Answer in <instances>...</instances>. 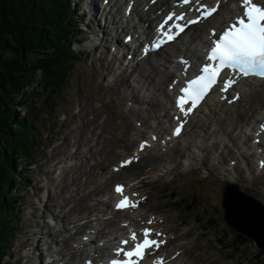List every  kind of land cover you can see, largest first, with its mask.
<instances>
[{
  "label": "rangeland",
  "instance_id": "1",
  "mask_svg": "<svg viewBox=\"0 0 264 264\" xmlns=\"http://www.w3.org/2000/svg\"><path fill=\"white\" fill-rule=\"evenodd\" d=\"M97 2L100 5L102 4V0H97ZM72 6L76 9L78 27L82 30L80 38L84 41L74 45L78 60L58 94L50 95L49 90H44L43 85L39 84L38 76L35 78L33 85L29 87L28 102L34 103L41 112L38 116L36 128L49 136L43 141L41 147L38 146L32 151L29 160L26 158L18 159V163L22 167L21 169L18 166V171L22 173L23 177L16 179L15 183H19L20 189L17 190V193L19 196H23V199L18 213L20 217L19 234L16 239L9 243L11 245H8L7 258L4 262L7 264H39L40 261L37 260L36 255L41 252L46 254L48 244L52 245V249H63L60 258L66 254V250L70 245L69 241L73 239L74 242V237L78 233L77 227L72 228L74 223L69 226L70 220L66 221L69 229L66 232L63 226L65 221L63 218L57 220L55 214L63 216L65 212H69L68 210L75 203L72 200L73 196L79 192L77 188L79 186L84 188L90 184L87 193H94L93 200L88 201L89 205L94 206L86 213L81 214H85V216H82V223L88 220L93 208L100 209V207H103V211L106 207L109 209V206L99 204V194L102 191L97 189L99 192H94L95 188L100 185L99 183L106 180L104 177L100 180V177L104 176L107 170L105 168L97 170L94 168L92 172L97 173L98 177L95 178L98 179L96 183H85L87 176L90 177V173L84 175V182H80L81 176L79 175H82L83 172L86 173V171L90 172L91 166H95L98 159L110 158L112 161L106 162L107 167L109 163L115 162L117 158H123L133 152L137 144L136 134L139 128L144 131L145 135L150 132L149 129H156L158 123L155 118L157 108L155 107L153 110L149 106L152 105L153 107L154 101L163 105L167 101V97L163 92V88H166L167 83L163 84V87L156 83V80H159L163 73L157 74L155 79H147V69L144 70L147 75H145L141 84L133 81L134 76L130 78L131 88L129 86V91H135L139 98V101L136 102L138 104L133 101L126 102L123 98V95H125L123 94L124 89L121 90L122 93L117 88L111 90L109 85L118 72L112 71L108 68V65L109 62L112 63L116 71L118 63L112 61L114 55L108 52L110 43L105 40L106 46H99L98 49L89 47V45L86 46L89 43L90 45L93 44V40L95 44L100 41V37L97 36L98 33L94 30L96 22L90 21L91 19L94 20L92 1L72 0ZM116 11L115 8V14ZM122 11L123 9L118 13ZM102 22H104V19H102ZM124 34H120L121 41H123ZM8 55L12 56L11 53L3 54V56ZM131 71L132 68L128 70L130 73ZM119 84L123 85L121 82ZM119 96L120 98H118ZM20 98L21 96L18 95L16 99ZM143 99L148 100L149 104H144ZM119 100V107L117 109L113 108ZM130 102L134 104L132 109L136 107L135 109L147 119V128L137 126L131 114L133 110H128L131 108ZM108 107L110 110L124 114L118 118L114 117L112 134L109 132H106L107 134L103 133V122L106 120V113L101 112L97 116L96 124L89 127L88 121L95 117V109L108 111ZM19 109L20 115L25 114L24 108ZM150 109L151 112H149ZM162 115L159 117L162 121L161 131L165 128L168 129V121H166L168 117L164 116V112ZM121 119L127 120L128 124L123 123ZM42 120H46L47 124H43ZM50 127H55V132L53 129L50 130ZM95 128L97 129L95 130ZM94 130L98 133L96 139L92 141ZM50 133L52 134L50 135ZM102 133V143L99 144L97 149L95 146L98 141L97 137ZM186 133L187 135L185 134L162 155L158 156L159 165L156 163L152 166L141 161L140 164L133 165L132 168L126 171L127 176L124 174L119 179L125 181L127 177L133 179L141 177L138 181L142 180V183H138L136 179L134 182L142 185L146 189L145 191L150 192L149 199L143 203L144 211L158 213L166 218L169 226H172L171 235L174 237L170 249L184 246L187 259L195 264H264V254L259 253L255 241L248 238L244 243L237 242L240 237L237 236V231L225 222L222 207L223 190L228 181L226 176L237 177L240 188L244 192L254 195L264 204V170L260 172L257 169V158L249 157L250 164L247 165L246 169V166H244L246 160L240 155V148L237 146L239 143L243 147L244 143L240 142L238 138L235 140L237 143L233 146L229 139L226 142L227 145H230L229 147L232 150L230 152L229 148L221 141H218L217 146L213 147L214 143L212 141L214 139L211 138L204 145L197 140V135L191 134V131ZM106 136L108 139L110 138V142H106L109 145L108 149H113V152L110 150V152L103 154V151H100ZM119 136L122 137V142L130 144V148L119 141ZM248 138L252 140V136L248 135L244 138L245 142ZM108 139L106 138L105 141ZM91 145L94 149H91ZM81 150L85 154L78 156ZM232 157L236 158L234 160L236 164H232ZM90 159L91 162L88 164ZM93 177L94 175H91L90 179ZM119 179L116 181H119ZM107 182L109 187H112V180L108 179ZM133 186L135 185L133 184ZM133 186L131 188H134ZM100 215L103 216V212ZM119 215L124 214L120 213ZM94 216L93 218H95ZM121 217H118V221ZM45 223L46 229L48 227L52 229L53 234H41L40 227ZM106 225H108L106 228L108 232L111 229L109 227L111 223H106ZM104 226L105 223H102L101 227ZM36 231L38 236H42V241L39 243L37 252L33 253L31 243L36 239ZM58 237L64 239L63 241L59 240V244L56 245L55 241L58 240ZM65 240L69 243L68 246H63ZM66 257L70 258V255H66ZM72 257L74 259L75 256Z\"/></svg>",
  "mask_w": 264,
  "mask_h": 264
},
{
  "label": "bare ground",
  "instance_id": "2",
  "mask_svg": "<svg viewBox=\"0 0 264 264\" xmlns=\"http://www.w3.org/2000/svg\"><path fill=\"white\" fill-rule=\"evenodd\" d=\"M91 1H92V10L94 9L93 13H92L94 20L91 19L90 21H93L94 23L96 22V26L97 25L100 26L99 29H96V26H95L94 30H96V32H99L100 34H102V37L100 38L99 43H97L98 46H96L97 44H95V41L93 40V44L89 45V47L91 46V47L98 49L99 46L100 47L106 46L105 40L108 41V38H105V36L110 34L108 31L110 26H112L114 33L119 32V30H121L122 32H124L126 30L124 32L125 33L124 36L122 37L123 40L128 34L135 32V31H132V28H130L129 24L128 25L119 24V21L117 20V18L112 13L110 14L109 11L108 12L106 11V13H102L98 17L99 13L101 12L102 7L97 2V0H91ZM103 1L104 0H102V2ZM110 1L113 2V0H110ZM169 1L170 0L158 1L155 4L151 5L149 7V9L146 11L142 10L141 5L139 6V3L141 2V0H125L124 4L126 5V3L127 4L133 3V6L135 7L134 12H136V14L139 16L143 25L144 26L147 25L146 26V29H147L146 32H150L153 30V24L155 22V19L158 17V16H156V17L153 16V14H154L153 12H155V10L161 9ZM226 1L227 0L222 1V7H221L220 12L215 17H213L211 20H209L208 23L195 25V26L189 28L190 29L189 33H190V31H192V34L189 35V39L187 41L191 42L190 46L195 44L194 45L195 48L191 49V48L187 47L186 50H184V49H182V48L180 49L178 47L177 51L182 52L181 56L192 58V59L198 58L199 52H200V48L198 47V44L204 42V39H205L204 33H207V26L208 25H214V24H221V21H228L231 19L232 16L237 14L238 7H236L235 5H238V0H228V2H226ZM119 5L122 6L121 1H120ZM115 6H118V5L115 3ZM120 6L118 8V11L121 10ZM226 12L229 16H227ZM103 17H105L104 22H102ZM204 30H205V32H204ZM110 36L112 37L111 43L113 41L116 42V39H115L116 36L113 35L112 33L110 34ZM117 40H118L117 45H120V46L126 45L125 41H121L119 37ZM171 45L175 46L176 44H171ZM163 53H164L163 56L155 57V59L153 57H152L153 59L149 57L145 62L135 61L136 57L133 58L132 64H131L132 72L131 73L128 72V69H124V70L121 69V72L119 71V73L117 75H115V78L112 80L113 82L110 83V85H109L110 89L111 90L112 89L114 90L116 88L120 89V93H122L121 90L124 89L123 94H125V95H123V98L126 100V102L131 100V101L136 103L139 101L138 96L135 94L134 90L129 91V86L131 88L130 78L132 76H134L133 81L141 84L145 75L148 74L147 79L148 78L155 79V76L157 74H159V71L163 70L164 79L162 80V82L158 81V83L160 85L164 84L166 81L168 83H170L172 81V79L174 77H176V74L175 73L174 74L168 73V71H169L168 67H166V64L162 61V60H165V58H168V54H166V51H163ZM156 55H161V53L158 52V53H156ZM115 58H116V60H120V58L117 55H115ZM125 58H126V55H125L123 60H125ZM112 61H115V60L113 59ZM112 65L113 64L109 62L108 68H110L112 71L117 73V71H115V69H114V66H112ZM146 69L148 72L147 74L144 72V70H146ZM148 69L150 70V72ZM120 82L123 85H120L119 84ZM144 84H145V82H144ZM236 85L237 86H233L234 92H231V94H229V95L227 94L229 91L228 92L227 91L226 92L221 91L222 87L217 88L200 105L199 108L195 109V111L187 117L185 132L191 131V134L197 135L198 136L197 140L200 143H203L204 145L206 143H208L211 138L214 140L219 139L221 141H224L225 139H229L231 142H234L236 140V138H238L239 140H242V139L246 138L252 132L253 135L260 137V139L262 140V143L257 144L254 141L251 142L250 141L251 139L249 138L248 143L249 144L251 143L250 145H248L249 148L252 149L254 147H258L259 149L260 148L263 149L264 148V131L261 130V125L264 124L263 123V119H264V79L250 78L249 77L246 80L237 81ZM164 92L166 93L167 97L170 99V92L167 91V88H166V90H164ZM235 93H240V97L238 100L233 101L231 97H233V95ZM226 94H227V96L225 97L224 95H226ZM118 98H120V96ZM151 102H153V101H151ZM143 103H148V100L143 99ZM119 104H120V100H119V102L115 103L114 107L113 106L112 107L117 109L119 107ZM132 107L133 106H131V108H129L128 110L129 111L133 110L131 112V114L134 117L135 122L137 124L141 125L140 127L147 128V126H146L147 119H145L143 117L141 112H139V111H137V109H135L136 107L133 109H132ZM150 107L153 108V110L155 107L157 108V112H156L157 115L155 116V118L158 122L156 125L157 130L153 129L151 132H149L150 134L148 133L147 135H145L144 131L141 130V128H139L138 133L136 134L137 142L142 137H143V139H147L149 141L148 142L149 144L143 149V151H138V147H135L134 151L132 153L130 152L129 154L125 155L123 158H117L115 162L113 161V162L109 163L107 165V167H106V164H107L106 162L109 160L110 161H112V160L110 158L100 160L96 156V160L98 159L97 164L93 167L91 166V169L89 170L90 172L86 171V173L83 172L82 175H79V176H81L80 177L81 181L80 180L79 181L82 182L84 175L90 173V177H91V175L92 176L94 175V177L92 179H90V177L87 176V178H86L87 181L85 183L86 184H87V182L96 183V180H98V179H95V178H98V177H97V173L95 174L92 172L94 170V168H96V170L99 168H105L107 170L106 173L104 174V176L100 177V180L103 179V177L106 178V180L99 183L100 185L98 184L99 186L96 187L94 190V192H97L98 191L97 189H99V191H102V193L99 194V197H100L99 204L101 206L104 205V206L110 207V197H111V194L113 192V189H111V187H109V183L107 182L108 179H111L112 184H114V182H116L117 179L121 178L126 173V171L128 169L132 168L133 165L140 164L141 161H144L146 164L152 165V166L156 163H158V165H159L160 162H159L158 156L162 155V153L165 152L170 147L168 142L171 141L172 143H175L176 141H178V139H180L185 134L184 133L179 137L175 136L173 134H167L165 137L163 134H161V121H160L159 117L162 115V113L164 111V107L162 106V103L160 104L159 102H155V101H154L153 107H152V105H150L149 108ZM108 109H109V107H108ZM138 110L142 111L141 109H138ZM95 111H96L95 117L88 121V126L90 127V125L96 124L97 119H98L97 116L101 112L104 114L106 113L107 117H106V120L103 122V129H104L103 133L109 132L112 134L111 130H112V127L114 126V117L118 118L121 115L122 116L124 115L122 113H118V112H115L114 110H110V109L108 111H106V110L101 111L100 109H95ZM149 112H151V109ZM169 113L170 112H168V111L166 112V110H165L164 116L171 118ZM261 117H263V118H261ZM126 121L127 120H125V119L122 120L123 123L128 124V122H126ZM96 129L97 128H95V130ZM95 130L92 133V141H94L96 139V136L98 133ZM149 130H151V129H149ZM88 132H90V131H88ZM103 133L99 134V136L97 137L98 141H97V145H95L97 147V149L99 147V144L102 143ZM186 135H187V133H186ZM153 137H155V139H153ZM254 137L255 136H253V139H254ZM106 138L108 139L107 136L104 139L106 140ZM118 139H119V141L122 142V137L119 136ZM105 140H103L104 143H103V147H102L100 152L103 151V154L110 152V150L113 152V149H108L109 145H107L108 141L110 142V138L107 141H105ZM122 143L127 145V147L130 146V144L128 142L123 141ZM215 143H217V142H215ZM235 143H237V142H235ZM248 143H246V145ZM214 144H213V147H216V144L215 145ZM198 147L200 148L199 145H198ZM227 148H229L230 152L232 151L229 146ZM91 149H94L93 145H91ZM83 153H84L83 150H81L80 154L78 156L85 154V153L84 154ZM261 154L264 155V151ZM241 155L243 157L247 158V160L249 159V157L247 155H245L243 153H241ZM130 156H131V160H130L131 162L129 163L130 165L124 169H121L119 166L120 161L125 160L126 158H128ZM261 158L262 157H258L257 162ZM235 159L236 158L232 157L233 161ZM90 162H91V159L88 161V164ZM160 166H162V165L160 164ZM117 167H118V169H117ZM257 167H258V163H257ZM96 170H95V172H96ZM226 177H227L226 179L228 181L239 183L238 178L235 176H232V177L226 176ZM140 178L141 177H137L135 179H140ZM127 179H128V181H127L128 184L132 183L135 180V179H132L131 177H127ZM93 180H95V181L93 182ZM138 183H142V180H139ZM89 185L84 187V188H81L82 186H79L77 188V191H79V192H77V194H75L73 196L72 200L75 203L68 210L69 212H65L63 216L55 214V218L57 220L60 218H63V220L65 221L63 226H64V229L66 232L69 231L67 224H66V221H69V220H70V222L69 223L67 222L69 224V226H70V223H74L72 228L77 227V231L80 230L81 227L83 228L82 231L77 233V236L80 235V237H77V236L74 237V239H75L74 242H77L78 244L84 243L83 239L81 237H83L84 235L90 234V231H88V229L91 231H92V229H97V237L95 239V242H99L100 240H104V238H106L107 236H111L110 240H117L119 233H121L120 235H123V238L126 239L129 237V235L132 231H136L138 234H140L141 229L144 226V227H149V228L154 229V232L162 233V235L160 237L167 239L168 243H166V245L162 246L158 251L159 252L158 255H164V256H166V258H168V260H166L167 261L166 264H195L193 261H190L189 259L184 258V255L186 254L185 253L186 248H184V246H182L181 248L170 249V248H172V247H170V245L172 244V241L174 239V237H172V235H171L172 226L171 227L169 226L165 217L160 216V215H156L153 212L147 213L146 211H144L145 207H139L138 209H135L131 213H129L128 210L123 211V212H115L114 210L111 209L110 213L113 214V218H110L108 220H106L105 217L100 215V213L103 212V207L102 208L100 207V209L99 208H93V210H91V216L95 215L94 216L95 218L92 217L91 219H89L85 223L81 224L82 222L80 220L83 219V217H81V214H83V212L86 213L87 210H89L90 208H92L94 206V205L91 206L88 204V201L93 200L92 198L94 196V193H91V192L87 193V189L90 187ZM142 188H143L142 185L135 184L133 191H139L137 193L141 194ZM145 190L142 193L149 194V192H147ZM135 196L136 195H134V197ZM107 208L108 207H106V210H107ZM243 211H244L243 212L244 217H246L250 220H253V221H255L257 219L252 210L243 209ZM94 212H97V213H94ZM107 213L109 214V212H107ZM120 213L124 214V215H118ZM74 214H76V216L79 215L76 220H74L76 217V216L73 217ZM70 215H72V216H70ZM120 216H122V217L118 221L117 219ZM124 219L130 220V221L128 223H126L125 226H121L120 222H121V220H124ZM143 220H145V221L143 222ZM148 220H153V223L151 225L147 224L146 222ZM102 223H105V226L103 228H99L98 225H102ZM106 223L107 224L111 223V225L109 227L114 226V228L107 232L106 228L108 227V225H106ZM44 233L53 234V231L50 228L46 229V224H45L41 228V234H44ZM92 236H93V234H92ZM63 239L64 238L58 237V240L63 241ZM41 241H42V236L40 238H38L37 234H36V239H34V241L31 243V246L33 247V253L37 252V250L39 248V243ZM68 245H69V243L67 241H64V246H68ZM68 249H69V246H68ZM97 249H99L102 252L105 251V248H101L100 246H98ZM86 251L87 250H84L82 248L77 249V250L74 249V253H73V256H75L74 260L76 261V258H78L79 256L80 257L83 256L85 253H87ZM176 253H177V255H176ZM44 254L45 253L41 252L39 255H37V258L39 259V261ZM89 254L90 253H87V255H89ZM63 260H64V258H60V260H58V262L56 264H58L59 262H61ZM39 264H41V262H39ZM66 264H75V262L66 261Z\"/></svg>",
  "mask_w": 264,
  "mask_h": 264
},
{
  "label": "trees",
  "instance_id": "3",
  "mask_svg": "<svg viewBox=\"0 0 264 264\" xmlns=\"http://www.w3.org/2000/svg\"><path fill=\"white\" fill-rule=\"evenodd\" d=\"M77 23L71 0H0V264L19 224L16 203L22 196L15 181L23 176L18 159L29 160L45 139L36 128L41 112L28 102L29 87L38 76L50 95L59 93L78 60ZM7 53L12 56H3ZM237 236V242L248 240Z\"/></svg>",
  "mask_w": 264,
  "mask_h": 264
},
{
  "label": "snow or ice",
  "instance_id": "4",
  "mask_svg": "<svg viewBox=\"0 0 264 264\" xmlns=\"http://www.w3.org/2000/svg\"><path fill=\"white\" fill-rule=\"evenodd\" d=\"M180 2L184 5L194 2L198 6L196 11L200 15L195 19H188L185 24H174L175 32L171 29L164 31L165 25L173 17L176 20H185L184 14L170 13L158 26V31L162 32L165 39L160 40L156 47L173 40L187 25L197 23L201 18H207L215 13L220 0H216L214 6L203 4L201 0H180ZM235 6L239 8V11L230 22L222 29L211 30V44L206 49L205 62L199 70L200 74L188 80L186 86L179 90L181 95L177 96L176 105L184 116L197 107L218 83L221 73L226 69L228 72L225 73L226 78L222 81L221 91H228L240 77L255 76L264 79V0H238V5ZM238 98L239 94L233 97V99ZM185 105L190 106L186 109ZM177 119L179 120L180 117ZM182 126L181 124L175 129V134L180 133ZM261 130L264 131V124L261 125ZM146 146L147 142H142L140 149L143 150ZM130 162V160L123 161L122 166ZM261 166L264 167V162ZM115 191L122 196V199L115 204L117 209L134 208L139 204V201H132L124 194L122 185L118 184ZM146 223L151 225L153 220H148ZM153 233L154 229L149 227L141 229L140 234L132 231L127 239L120 241V245L115 248V258L108 264H142L146 255H150L164 243L163 240L153 238ZM155 235L161 234L155 232ZM152 264H164L163 257H158Z\"/></svg>",
  "mask_w": 264,
  "mask_h": 264
},
{
  "label": "water",
  "instance_id": "5",
  "mask_svg": "<svg viewBox=\"0 0 264 264\" xmlns=\"http://www.w3.org/2000/svg\"><path fill=\"white\" fill-rule=\"evenodd\" d=\"M224 218L229 226L255 240L264 251V204L253 195L242 191L237 183L228 182L223 193ZM243 209L254 212L256 220L243 216Z\"/></svg>",
  "mask_w": 264,
  "mask_h": 264
}]
</instances>
